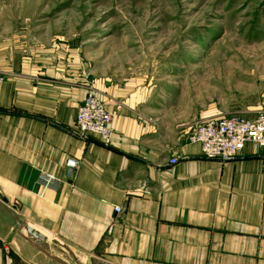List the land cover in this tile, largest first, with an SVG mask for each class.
I'll return each instance as SVG.
<instances>
[{
    "label": "crops",
    "instance_id": "1",
    "mask_svg": "<svg viewBox=\"0 0 264 264\" xmlns=\"http://www.w3.org/2000/svg\"><path fill=\"white\" fill-rule=\"evenodd\" d=\"M20 66L0 64V264H70L48 236L76 264H264V148L207 159L188 124L142 111L127 87ZM92 89L112 112L111 145L72 134ZM68 158L80 161L71 182Z\"/></svg>",
    "mask_w": 264,
    "mask_h": 264
},
{
    "label": "rangeland",
    "instance_id": "2",
    "mask_svg": "<svg viewBox=\"0 0 264 264\" xmlns=\"http://www.w3.org/2000/svg\"><path fill=\"white\" fill-rule=\"evenodd\" d=\"M0 64L127 87L167 124L253 118L264 111V0H0Z\"/></svg>",
    "mask_w": 264,
    "mask_h": 264
},
{
    "label": "built area",
    "instance_id": "3",
    "mask_svg": "<svg viewBox=\"0 0 264 264\" xmlns=\"http://www.w3.org/2000/svg\"><path fill=\"white\" fill-rule=\"evenodd\" d=\"M5 74L0 71V83L4 82ZM113 115L106 104L95 93H89L77 109L75 126L72 134L80 139L91 136L98 137L105 145L113 141ZM190 131L187 140L201 147L202 155L207 159L229 161L238 157L248 142L258 148H264V111L258 112L253 118L240 116H212L188 124ZM177 159L171 158L175 164ZM80 166L77 158H68L65 162V179L71 182ZM43 184L51 186L60 180L53 175L44 174ZM117 214L123 208H115Z\"/></svg>",
    "mask_w": 264,
    "mask_h": 264
},
{
    "label": "water",
    "instance_id": "4",
    "mask_svg": "<svg viewBox=\"0 0 264 264\" xmlns=\"http://www.w3.org/2000/svg\"><path fill=\"white\" fill-rule=\"evenodd\" d=\"M2 202H3V203H7L6 200H2ZM0 204H1V203H0ZM25 229H26L27 233H28L30 236H32L34 239H36L37 242H39V243H46V242H47L46 237H45L43 234H41V233L37 232L36 230H34L33 228H31V227H29V226H25ZM27 240L31 241V238L27 237ZM54 243L57 244V245H59V242H58V241H54ZM40 245H41V244H40ZM40 245H39V244H35L34 246H35L38 250H40V251L46 253L49 257H51V258H53V259H56V258H54L50 253H48L47 250H46L45 248H43V247L40 246ZM74 257H75V256H74ZM57 260H59V259H57ZM59 261H60V260H59Z\"/></svg>",
    "mask_w": 264,
    "mask_h": 264
}]
</instances>
